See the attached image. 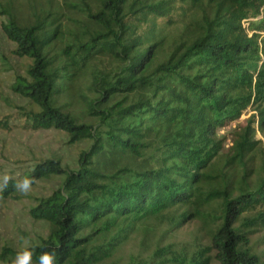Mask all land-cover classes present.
Wrapping results in <instances>:
<instances>
[{
    "label": "trees",
    "instance_id": "trees-1",
    "mask_svg": "<svg viewBox=\"0 0 264 264\" xmlns=\"http://www.w3.org/2000/svg\"><path fill=\"white\" fill-rule=\"evenodd\" d=\"M0 32L11 44L0 71L22 101L3 97L13 113L0 130L87 143L73 168L45 158L7 187L0 178V203L23 198L25 178L58 179L27 195L47 224L20 250L30 264H98L166 216L171 231L198 221L210 245L189 255L169 244L142 264H261L250 235L264 228V0H5ZM242 115L222 152L217 130ZM140 230L144 243L152 230Z\"/></svg>",
    "mask_w": 264,
    "mask_h": 264
},
{
    "label": "rangeland",
    "instance_id": "rangeland-1",
    "mask_svg": "<svg viewBox=\"0 0 264 264\" xmlns=\"http://www.w3.org/2000/svg\"><path fill=\"white\" fill-rule=\"evenodd\" d=\"M0 1L4 2L5 0ZM10 48L11 44L0 32V50L7 53ZM9 83L10 80L3 71H0V116L13 113V110L8 108L3 101V97H8L16 104H22L21 99L7 89ZM63 103L67 104V108L80 111V108L75 105V101L71 98H64L61 104ZM246 117V115H242L238 120L217 130L216 136L224 139L222 152L228 151L234 138V132ZM257 137L263 139L260 133L257 134ZM66 142L65 134L54 129L23 131L20 127H12L10 131L0 130V178L12 172L16 173V176L22 167L28 166V164L32 165L36 160L45 158L59 159L62 165L75 167L77 155L82 149H86L87 143L80 142L71 145ZM57 183L58 179L56 178L45 182L40 181L26 194L23 193V198L20 200L0 203V264H16L17 254L21 253L20 250L31 242H37L39 236L46 234L47 224L43 221L34 220L28 213L29 208L34 205L28 196H46L51 189L56 187ZM145 223L138 224L136 230L114 249L113 254L98 264L147 263L155 248H164L169 244L175 253L189 255L210 245L201 223L196 220L189 221L173 231H171L172 224L167 216L162 221L152 219ZM145 226L152 232L143 243L144 235L140 229ZM113 234L114 232L109 234L107 239ZM250 237L254 251L260 256L261 264H264V242H262L264 240V228L255 230ZM4 246L13 249L6 260L1 259ZM210 264H218V262L211 259Z\"/></svg>",
    "mask_w": 264,
    "mask_h": 264
},
{
    "label": "clouds",
    "instance_id": "clouds-1",
    "mask_svg": "<svg viewBox=\"0 0 264 264\" xmlns=\"http://www.w3.org/2000/svg\"><path fill=\"white\" fill-rule=\"evenodd\" d=\"M8 177L5 176L3 180V186L7 187ZM31 179L25 178L22 182L16 185L21 193L26 194L31 188ZM31 259V252L25 251L23 253L17 254L16 264H29ZM55 257L54 255L46 254L40 258V264H54Z\"/></svg>",
    "mask_w": 264,
    "mask_h": 264
}]
</instances>
